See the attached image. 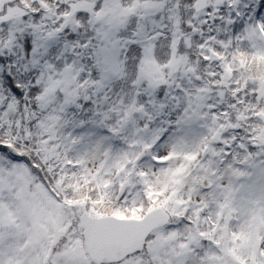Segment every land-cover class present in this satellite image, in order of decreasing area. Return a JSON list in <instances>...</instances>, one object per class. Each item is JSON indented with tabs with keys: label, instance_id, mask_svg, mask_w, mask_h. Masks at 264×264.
Wrapping results in <instances>:
<instances>
[{
	"label": "snow or ice",
	"instance_id": "obj_1",
	"mask_svg": "<svg viewBox=\"0 0 264 264\" xmlns=\"http://www.w3.org/2000/svg\"><path fill=\"white\" fill-rule=\"evenodd\" d=\"M0 264H264V0H0Z\"/></svg>",
	"mask_w": 264,
	"mask_h": 264
}]
</instances>
